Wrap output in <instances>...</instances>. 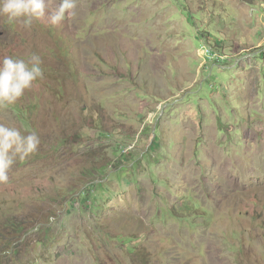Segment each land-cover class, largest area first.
Returning <instances> with one entry per match:
<instances>
[{
  "label": "rangeland",
  "instance_id": "rangeland-1",
  "mask_svg": "<svg viewBox=\"0 0 264 264\" xmlns=\"http://www.w3.org/2000/svg\"><path fill=\"white\" fill-rule=\"evenodd\" d=\"M0 78V264H264V0H0Z\"/></svg>",
  "mask_w": 264,
  "mask_h": 264
},
{
  "label": "trees",
  "instance_id": "trees-1",
  "mask_svg": "<svg viewBox=\"0 0 264 264\" xmlns=\"http://www.w3.org/2000/svg\"><path fill=\"white\" fill-rule=\"evenodd\" d=\"M3 85H5V84H3ZM2 92V85H1V88H0V93Z\"/></svg>",
  "mask_w": 264,
  "mask_h": 264
},
{
  "label": "clouds",
  "instance_id": "clouds-1",
  "mask_svg": "<svg viewBox=\"0 0 264 264\" xmlns=\"http://www.w3.org/2000/svg\"><path fill=\"white\" fill-rule=\"evenodd\" d=\"M7 79V78H6ZM6 82H4L3 84H5ZM0 84H2V82H1V78H0Z\"/></svg>",
  "mask_w": 264,
  "mask_h": 264
}]
</instances>
